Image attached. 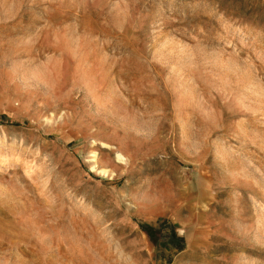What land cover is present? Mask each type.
I'll return each instance as SVG.
<instances>
[{
	"label": "rangeland",
	"instance_id": "374dc122",
	"mask_svg": "<svg viewBox=\"0 0 264 264\" xmlns=\"http://www.w3.org/2000/svg\"><path fill=\"white\" fill-rule=\"evenodd\" d=\"M0 264H264V0H0Z\"/></svg>",
	"mask_w": 264,
	"mask_h": 264
},
{
	"label": "bare ground",
	"instance_id": "6f19581e",
	"mask_svg": "<svg viewBox=\"0 0 264 264\" xmlns=\"http://www.w3.org/2000/svg\"><path fill=\"white\" fill-rule=\"evenodd\" d=\"M116 156H117L118 160H120L122 158V155L120 153H117ZM92 167H96V165L94 164ZM99 171L102 172V173H105L106 172V169L101 168Z\"/></svg>",
	"mask_w": 264,
	"mask_h": 264
}]
</instances>
